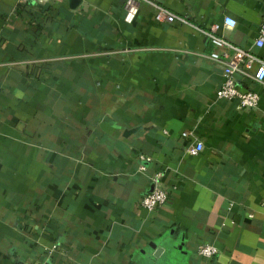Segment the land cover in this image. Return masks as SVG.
Here are the masks:
<instances>
[{
	"label": "crops",
	"instance_id": "0c3cea01",
	"mask_svg": "<svg viewBox=\"0 0 264 264\" xmlns=\"http://www.w3.org/2000/svg\"><path fill=\"white\" fill-rule=\"evenodd\" d=\"M159 1L264 54V0ZM124 4L0 0V264H264L258 63L237 79L259 104L238 107L203 30ZM157 170L170 196L148 210Z\"/></svg>",
	"mask_w": 264,
	"mask_h": 264
},
{
	"label": "built area",
	"instance_id": "2783aa9c",
	"mask_svg": "<svg viewBox=\"0 0 264 264\" xmlns=\"http://www.w3.org/2000/svg\"><path fill=\"white\" fill-rule=\"evenodd\" d=\"M148 2L154 8L155 18L164 22L179 21L182 23H190L195 27L203 30L210 38L216 49L210 52L213 60L223 65L224 81L217 89V96L221 98L237 99L238 107L250 109L258 106L260 94L255 89H242L237 73L242 71L241 63L251 67L254 62L258 65L254 71L256 81L264 82V54L259 55L242 47L228 37L218 33L215 27L205 29L189 20L187 15L177 13L161 3L159 0H125V16L127 22H133L137 17L140 4ZM224 23L229 26H235L236 20L233 17L226 16ZM255 44L264 47V15L260 26L259 35L255 39ZM182 135L190 139L187 150L191 154H198L203 146V141L195 135L191 130H184ZM165 171L157 170L152 174V187L144 193L141 203L148 209L153 210L163 205L170 196V189L164 185ZM199 254L212 257L219 252L218 247L210 242L200 243L198 245ZM28 264H43L41 262H29Z\"/></svg>",
	"mask_w": 264,
	"mask_h": 264
}]
</instances>
